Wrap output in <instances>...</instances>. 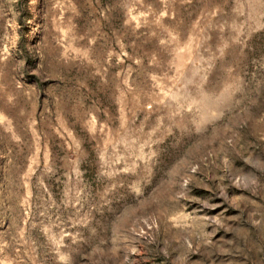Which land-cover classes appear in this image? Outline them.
Returning a JSON list of instances; mask_svg holds the SVG:
<instances>
[{
  "label": "rangeland",
  "instance_id": "obj_1",
  "mask_svg": "<svg viewBox=\"0 0 264 264\" xmlns=\"http://www.w3.org/2000/svg\"><path fill=\"white\" fill-rule=\"evenodd\" d=\"M0 264H264V0H0Z\"/></svg>",
  "mask_w": 264,
  "mask_h": 264
}]
</instances>
